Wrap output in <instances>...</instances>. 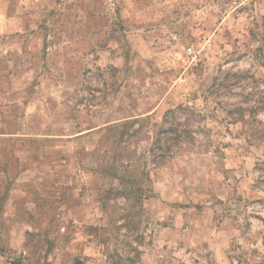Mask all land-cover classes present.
Listing matches in <instances>:
<instances>
[{"label":"rangeland","instance_id":"obj_1","mask_svg":"<svg viewBox=\"0 0 264 264\" xmlns=\"http://www.w3.org/2000/svg\"><path fill=\"white\" fill-rule=\"evenodd\" d=\"M0 264H264V0H0Z\"/></svg>","mask_w":264,"mask_h":264}]
</instances>
